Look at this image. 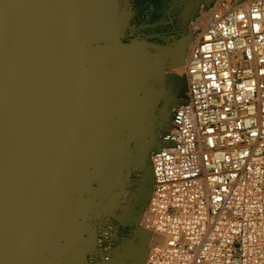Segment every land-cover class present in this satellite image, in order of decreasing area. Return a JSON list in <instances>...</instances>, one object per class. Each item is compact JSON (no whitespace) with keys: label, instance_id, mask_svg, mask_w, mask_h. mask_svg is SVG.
<instances>
[{"label":"built area","instance_id":"built-area-1","mask_svg":"<svg viewBox=\"0 0 264 264\" xmlns=\"http://www.w3.org/2000/svg\"><path fill=\"white\" fill-rule=\"evenodd\" d=\"M206 17L152 153L141 225L159 239L142 264H264V0H214Z\"/></svg>","mask_w":264,"mask_h":264},{"label":"water","instance_id":"water-1","mask_svg":"<svg viewBox=\"0 0 264 264\" xmlns=\"http://www.w3.org/2000/svg\"><path fill=\"white\" fill-rule=\"evenodd\" d=\"M83 1L0 0V264H35L53 195L138 60L141 42L116 41L104 4Z\"/></svg>","mask_w":264,"mask_h":264},{"label":"crops","instance_id":"crops-1","mask_svg":"<svg viewBox=\"0 0 264 264\" xmlns=\"http://www.w3.org/2000/svg\"><path fill=\"white\" fill-rule=\"evenodd\" d=\"M126 38L115 40L128 45ZM141 44L51 199L35 264H106L103 252L117 264H142L156 240L141 225L154 189L152 153L164 145L182 97L159 48ZM99 229L110 230V243Z\"/></svg>","mask_w":264,"mask_h":264},{"label":"rangeland","instance_id":"rangeland-1","mask_svg":"<svg viewBox=\"0 0 264 264\" xmlns=\"http://www.w3.org/2000/svg\"><path fill=\"white\" fill-rule=\"evenodd\" d=\"M213 1L160 0L158 29L150 33H142L137 38L140 41H149L159 48L157 53L163 55L165 65L168 66H166L167 72L177 80L182 99L186 91L185 71L188 54L205 27L206 22L202 20L206 18ZM158 239L156 236V240Z\"/></svg>","mask_w":264,"mask_h":264},{"label":"flooded vegetation","instance_id":"flooded-vegetation-1","mask_svg":"<svg viewBox=\"0 0 264 264\" xmlns=\"http://www.w3.org/2000/svg\"><path fill=\"white\" fill-rule=\"evenodd\" d=\"M160 0H91L89 3L100 2L107 9L108 25L113 27L115 38L126 35L127 43L142 42L138 37L142 33H150L158 29ZM73 5L84 4L83 0H70ZM156 25V26H155ZM155 26V28H154ZM137 51H143L140 43ZM129 57L130 52H125Z\"/></svg>","mask_w":264,"mask_h":264},{"label":"bare ground","instance_id":"bare-ground-1","mask_svg":"<svg viewBox=\"0 0 264 264\" xmlns=\"http://www.w3.org/2000/svg\"><path fill=\"white\" fill-rule=\"evenodd\" d=\"M206 20H207V17H206V18H204V20H202V21H203V22H204V21L206 22ZM203 22H202V23H203ZM204 24H205V23H204ZM175 69H176V68H175Z\"/></svg>","mask_w":264,"mask_h":264}]
</instances>
